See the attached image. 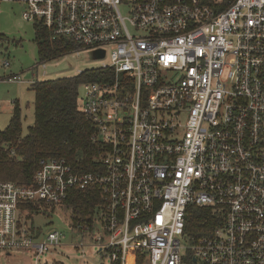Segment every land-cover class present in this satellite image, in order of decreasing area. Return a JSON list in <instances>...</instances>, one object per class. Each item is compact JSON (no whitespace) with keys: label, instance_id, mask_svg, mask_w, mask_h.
<instances>
[{"label":"built area","instance_id":"built-area-1","mask_svg":"<svg viewBox=\"0 0 264 264\" xmlns=\"http://www.w3.org/2000/svg\"><path fill=\"white\" fill-rule=\"evenodd\" d=\"M22 2L26 21L76 54L104 55L81 97L103 170L48 158L29 185L0 181V254L62 246L20 212L93 190L99 222L74 229L98 226L112 264H264V0ZM195 206L219 209L220 225L189 233Z\"/></svg>","mask_w":264,"mask_h":264},{"label":"trees","instance_id":"trees-1","mask_svg":"<svg viewBox=\"0 0 264 264\" xmlns=\"http://www.w3.org/2000/svg\"><path fill=\"white\" fill-rule=\"evenodd\" d=\"M36 26V41L41 62L74 52L76 45L66 39H53L42 24ZM97 81V72L84 71L76 77L36 81L35 123L23 133V115L18 102L6 129L0 131V181L29 185L43 159L66 158L78 172L103 170L101 146L92 141L93 124L81 110L82 84ZM64 207L76 222L93 217L102 205L97 191H72ZM39 205L28 204L25 210L35 214ZM222 222L219 209L190 207L187 230L194 235L207 234Z\"/></svg>","mask_w":264,"mask_h":264},{"label":"rangeland","instance_id":"rangeland-1","mask_svg":"<svg viewBox=\"0 0 264 264\" xmlns=\"http://www.w3.org/2000/svg\"><path fill=\"white\" fill-rule=\"evenodd\" d=\"M24 10L22 0H0V131L9 125L18 101L23 115V133L27 134L35 123L33 80L76 77L83 71L99 69L103 61L96 58L93 50L81 51L79 55L71 51L46 61L44 68L36 41L38 23L26 21ZM36 65L38 69H34ZM12 75L20 76L22 81L9 82L7 78ZM79 92L83 98L82 87ZM80 102L82 104V99ZM20 219L42 237L51 231L61 232L63 245L38 258L32 248L18 249L10 255L2 253L0 264H112L107 253L100 252L97 246L100 228L95 226L91 233L75 231L73 213L63 204L39 205L35 214L27 210L20 212ZM93 219L94 223L99 222V210ZM75 244L83 246L73 247Z\"/></svg>","mask_w":264,"mask_h":264},{"label":"water","instance_id":"water-1","mask_svg":"<svg viewBox=\"0 0 264 264\" xmlns=\"http://www.w3.org/2000/svg\"><path fill=\"white\" fill-rule=\"evenodd\" d=\"M95 56H96V58L98 59V58L103 57L104 55H103V54H98V53H96Z\"/></svg>","mask_w":264,"mask_h":264},{"label":"crops","instance_id":"crops-1","mask_svg":"<svg viewBox=\"0 0 264 264\" xmlns=\"http://www.w3.org/2000/svg\"><path fill=\"white\" fill-rule=\"evenodd\" d=\"M33 82V81H32ZM33 84V83H32ZM18 102V101H17ZM19 103V102H18Z\"/></svg>","mask_w":264,"mask_h":264}]
</instances>
